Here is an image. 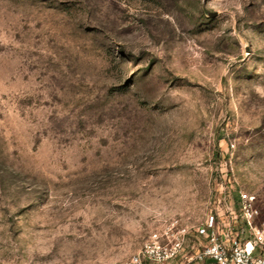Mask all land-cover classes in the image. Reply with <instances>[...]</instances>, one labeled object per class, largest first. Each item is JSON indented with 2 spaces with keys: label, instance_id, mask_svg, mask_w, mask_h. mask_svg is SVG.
I'll return each mask as SVG.
<instances>
[{
  "label": "rangeland",
  "instance_id": "obj_1",
  "mask_svg": "<svg viewBox=\"0 0 264 264\" xmlns=\"http://www.w3.org/2000/svg\"><path fill=\"white\" fill-rule=\"evenodd\" d=\"M240 192L264 227V0H0V264H127L173 222L191 257L213 214L251 237Z\"/></svg>",
  "mask_w": 264,
  "mask_h": 264
},
{
  "label": "built area",
  "instance_id": "obj_2",
  "mask_svg": "<svg viewBox=\"0 0 264 264\" xmlns=\"http://www.w3.org/2000/svg\"><path fill=\"white\" fill-rule=\"evenodd\" d=\"M240 210L251 237L247 240L234 235V228L220 234L217 218L211 215L197 229L199 237L205 238L194 256L184 255L188 230L173 222L161 231H156L143 246L133 254L127 264H192L212 262L213 264H264V227H255L256 210L253 199L240 192ZM230 206V205H229ZM228 206L227 214L233 215Z\"/></svg>",
  "mask_w": 264,
  "mask_h": 264
},
{
  "label": "trees",
  "instance_id": "obj_3",
  "mask_svg": "<svg viewBox=\"0 0 264 264\" xmlns=\"http://www.w3.org/2000/svg\"><path fill=\"white\" fill-rule=\"evenodd\" d=\"M239 201H240V199H239ZM239 201H237L236 203L238 204ZM236 231H239V228L238 229L237 228H234V235L240 237L241 236V233H237ZM192 264H212V262H208V261L207 262H195V263H192Z\"/></svg>",
  "mask_w": 264,
  "mask_h": 264
}]
</instances>
